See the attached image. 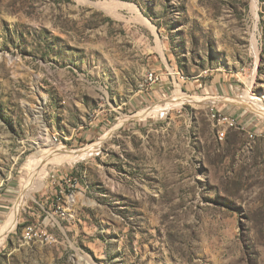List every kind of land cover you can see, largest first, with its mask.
Masks as SVG:
<instances>
[{
    "label": "rangeland",
    "instance_id": "374dc122",
    "mask_svg": "<svg viewBox=\"0 0 264 264\" xmlns=\"http://www.w3.org/2000/svg\"><path fill=\"white\" fill-rule=\"evenodd\" d=\"M247 92L264 108V0H0V230L52 151L0 264H264ZM179 93L220 101L139 116ZM211 108L235 121L222 140Z\"/></svg>",
    "mask_w": 264,
    "mask_h": 264
},
{
    "label": "bare ground",
    "instance_id": "6f19581e",
    "mask_svg": "<svg viewBox=\"0 0 264 264\" xmlns=\"http://www.w3.org/2000/svg\"><path fill=\"white\" fill-rule=\"evenodd\" d=\"M80 1H83V0H80ZM88 4H90L91 6H93L95 8L102 9L106 13L111 14V15L116 13L115 10H118V8L123 7L122 5H116L115 3L107 2V1H103V2L100 1V2H95V3H91L88 1ZM210 100L211 101L206 100L203 102L201 99H197L195 97H190L188 95H184L183 93H179V94L175 95V97L170 98L167 101H165L161 104H158L155 107L153 106L152 108H150L148 110L144 109V111H142V112L140 111L139 116L143 117V116H146V115L153 113L155 111H158V110L167 113V111L172 109V107L177 106V105L180 106L181 104H185V103L204 104L205 105V104H208L212 101L213 102L220 101L219 98H211ZM231 102L237 103L238 105L239 104H245L250 109L255 108L254 111L257 112L261 117L264 118V108H263L262 103L258 100V98L251 96L250 93H248L246 96L239 97L236 101L231 100ZM211 117H212L213 122H215L214 110H211ZM123 119H125V118H123ZM233 127H234L233 122H226V130L229 128H233ZM116 128H117V126H115L113 130H115ZM250 137H252V136L250 135ZM95 147H96L95 145H90L88 147H85V148H82L79 150H73V151L68 150L65 153L64 157H61L60 159L55 158V163H63V164L75 163L77 161H80V160L86 158L91 153L96 151ZM51 155H52V151H45L42 153H38V155H37L38 158L34 162H32V164H31L32 166L28 172V177L23 180L22 192H21L20 198L15 203L13 209L10 211V214H8V218L0 230V245L2 244L3 240L5 239L6 235L9 233V231L15 226V223L17 221L16 220L17 212H18L19 207L22 204L23 200L26 199L25 197L29 194V192L31 190H33V189L36 190L43 185L44 175H45L44 167H45V165H47V163H50L51 159H49V158Z\"/></svg>",
    "mask_w": 264,
    "mask_h": 264
},
{
    "label": "built area",
    "instance_id": "2783aa9c",
    "mask_svg": "<svg viewBox=\"0 0 264 264\" xmlns=\"http://www.w3.org/2000/svg\"><path fill=\"white\" fill-rule=\"evenodd\" d=\"M147 80L149 82L156 83L158 81V78L154 73H149L147 76ZM211 110H214V109L211 108ZM214 117H215V125L216 126H222L221 127L222 129L217 131V138L219 140H222L226 134V122H234V127H235V121L231 117H229L225 114L219 113L218 111H215V110H214ZM31 235H32L31 228H29V227L26 228L25 229V236L27 238H30Z\"/></svg>",
    "mask_w": 264,
    "mask_h": 264
}]
</instances>
